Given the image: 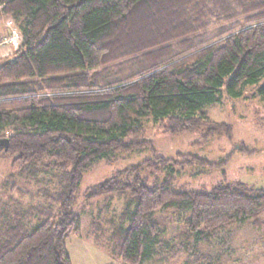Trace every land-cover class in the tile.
Instances as JSON below:
<instances>
[{"label":"trees","instance_id":"obj_1","mask_svg":"<svg viewBox=\"0 0 264 264\" xmlns=\"http://www.w3.org/2000/svg\"><path fill=\"white\" fill-rule=\"evenodd\" d=\"M0 14L22 36L15 57L0 63V151L24 179L57 171L59 181L26 210L12 195L0 197V264H72L67 239L81 228L74 208L84 174L118 153L152 152L90 194L124 199L119 225H93L126 264L155 256L160 209L190 211L186 224L199 237L241 220L264 224V189L173 188L177 166L225 173L233 151L219 162L164 157L143 126L167 123L171 135L204 128L203 143L233 139V125L211 120L206 107L223 91L242 98L258 84L264 97V0H0ZM213 20L219 25L210 30ZM235 150L264 151L244 142Z\"/></svg>","mask_w":264,"mask_h":264},{"label":"rangeland","instance_id":"obj_2","mask_svg":"<svg viewBox=\"0 0 264 264\" xmlns=\"http://www.w3.org/2000/svg\"><path fill=\"white\" fill-rule=\"evenodd\" d=\"M212 23L210 30L219 25L214 20ZM15 29L19 31L21 41L18 24L11 17L0 14V63L16 55L18 46L15 47L9 41ZM260 85L248 87L242 98H229L223 91L220 102L206 107L211 120L233 125L232 140L215 135L203 143L204 128L171 135L166 129L167 123L153 120L144 122L145 139L152 141L158 154L164 157H176L178 153H183L219 162L233 151L229 163L224 167L225 173L220 168L177 166L173 184L176 191H211L219 185L245 190L264 189V151L249 155L235 150L240 142L251 149H264V97L259 92ZM3 146L2 143L0 147ZM150 157L152 152L149 150L118 153L111 161L103 159L95 162L84 174L74 208L81 217V228L67 239L72 264H126L113 253L107 237L97 240L93 225L99 224L101 231H105L110 222L119 225V216L125 208L124 199L114 198L107 203V196L90 194L95 185L108 179L116 171ZM12 161L13 157L0 151L2 202L7 200L6 195H12L21 202L25 210L29 206L44 203L43 194L55 189L59 183L57 171L24 179L13 170ZM154 177L148 175L149 185L153 184ZM189 214L190 211H180L177 208H165L156 212L155 218L160 225L159 244L155 256L144 264H264V224L255 227L250 220H241L220 230H205L199 237L188 229L186 219ZM40 220V216H33L28 221V228L32 229ZM104 236H107V232Z\"/></svg>","mask_w":264,"mask_h":264},{"label":"built area","instance_id":"obj_3","mask_svg":"<svg viewBox=\"0 0 264 264\" xmlns=\"http://www.w3.org/2000/svg\"><path fill=\"white\" fill-rule=\"evenodd\" d=\"M12 24V22H11ZM19 38V41L17 42ZM17 39V40H16ZM9 41L15 46L17 47L20 43V35H19V31H17L16 29L13 31V35L12 37L9 39Z\"/></svg>","mask_w":264,"mask_h":264},{"label":"crops","instance_id":"obj_4","mask_svg":"<svg viewBox=\"0 0 264 264\" xmlns=\"http://www.w3.org/2000/svg\"><path fill=\"white\" fill-rule=\"evenodd\" d=\"M257 150H264V149H257ZM259 153H261V152H256V153H253V154H259ZM253 154H251V155H253Z\"/></svg>","mask_w":264,"mask_h":264},{"label":"water","instance_id":"obj_5","mask_svg":"<svg viewBox=\"0 0 264 264\" xmlns=\"http://www.w3.org/2000/svg\"><path fill=\"white\" fill-rule=\"evenodd\" d=\"M8 145V143H5V146H7Z\"/></svg>","mask_w":264,"mask_h":264},{"label":"bare ground","instance_id":"obj_6","mask_svg":"<svg viewBox=\"0 0 264 264\" xmlns=\"http://www.w3.org/2000/svg\"><path fill=\"white\" fill-rule=\"evenodd\" d=\"M22 37V36H21Z\"/></svg>","mask_w":264,"mask_h":264}]
</instances>
